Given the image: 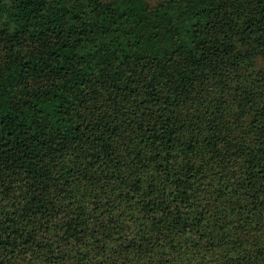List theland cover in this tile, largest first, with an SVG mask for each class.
Masks as SVG:
<instances>
[{
    "label": "trees",
    "instance_id": "16d2710c",
    "mask_svg": "<svg viewBox=\"0 0 264 264\" xmlns=\"http://www.w3.org/2000/svg\"><path fill=\"white\" fill-rule=\"evenodd\" d=\"M0 264H264V0H0Z\"/></svg>",
    "mask_w": 264,
    "mask_h": 264
},
{
    "label": "rangeland",
    "instance_id": "374dc122",
    "mask_svg": "<svg viewBox=\"0 0 264 264\" xmlns=\"http://www.w3.org/2000/svg\"><path fill=\"white\" fill-rule=\"evenodd\" d=\"M147 1H149V2H152V1L155 2L156 0H147Z\"/></svg>",
    "mask_w": 264,
    "mask_h": 264
}]
</instances>
